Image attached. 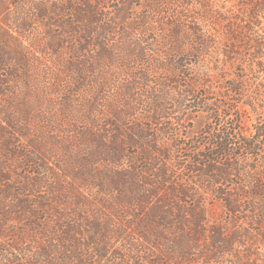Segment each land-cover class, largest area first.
Masks as SVG:
<instances>
[{
	"label": "trees",
	"instance_id": "obj_1",
	"mask_svg": "<svg viewBox=\"0 0 264 264\" xmlns=\"http://www.w3.org/2000/svg\"><path fill=\"white\" fill-rule=\"evenodd\" d=\"M109 1L15 0L12 8L0 4V137L8 156L18 163L13 169L22 175V180L14 179L15 170H9L5 161L0 163V264H93L91 260L127 264L132 257L139 261L137 264H210L221 256H231L244 235L239 231L228 234L221 225L207 224L208 212L218 201L234 223L249 218L251 223L264 225V73L256 82L248 83L254 81L249 78L253 72H264V0L166 1L180 9L189 2L199 3L200 17L214 19L216 32L205 30L199 23L185 28L178 23L167 24L168 39L159 49L167 45V61L162 68L171 72V78L182 80L190 66L199 65L202 59L214 63L215 58L223 57L224 61L216 63L237 71L223 86L231 125L243 123L247 114L253 116L249 131H235L245 140L232 142L233 127L210 134L208 148L192 159L188 168L199 179L200 191L193 196L191 190L169 183L165 161L170 151L160 148L150 134L151 123L163 113L159 106L162 99L149 96V102L143 103L151 106L146 110L151 116L143 113L131 121L143 101L134 98V85H124L109 100L104 91L110 80L109 69L123 63L125 67L129 58L147 62L149 51H154L145 47L148 39L142 36L150 30V14L155 13L158 1L146 0V10L132 23L125 19L134 0L116 6L114 13L122 20L117 24L118 45L110 43L109 34L115 26L103 14ZM7 21L10 27L4 28ZM156 23L164 25L160 20ZM35 26L41 27L39 33L34 32ZM218 43L221 48L217 52ZM91 47L96 48L92 56L88 53ZM123 49L130 51L131 57L125 58ZM57 67L59 76L73 75L72 85L62 87L66 95L58 103L59 113L79 116L83 128L77 135L89 148L73 172L74 180L58 177L57 171L67 176L69 170L60 167L56 171L48 163V135L40 138L30 134L35 124L44 128L49 124L48 114L40 117L42 111L34 110L39 108L33 103L43 100L48 104L55 94L60 80L50 71ZM30 68L41 70L49 82L40 96L31 84L40 81L30 75ZM134 78L144 83L146 74ZM185 78L191 85L199 81L196 76ZM25 80L26 91H33L35 100L20 99L18 91L12 89L13 83L23 84ZM91 87L95 93L78 102L66 97L67 92L83 93ZM203 95L194 94L196 108L212 113L210 104L201 101ZM76 120L74 124L79 127ZM21 138L27 142L22 153L15 148ZM130 148L138 150L136 155L128 154ZM8 156L4 157L6 162L11 160ZM241 157L249 161L243 168L234 162ZM101 164L106 166L103 177L99 176ZM44 172L55 178L51 198L34 195L43 184ZM106 176L109 184L99 182ZM77 182H82L79 187H75ZM107 187L112 188L114 203L105 202L101 204L103 210L94 211V196L88 188H94L101 197ZM204 188H214L215 196L205 200L201 195ZM178 193L193 198L186 208L181 206ZM8 199H13L10 206L5 203ZM122 204L133 206L135 212L122 214L118 208ZM241 214L246 218H238ZM116 241L119 245L112 253ZM142 246L148 250L146 257L139 254ZM108 256L115 260H107Z\"/></svg>",
	"mask_w": 264,
	"mask_h": 264
},
{
	"label": "rangeland",
	"instance_id": "obj_2",
	"mask_svg": "<svg viewBox=\"0 0 264 264\" xmlns=\"http://www.w3.org/2000/svg\"><path fill=\"white\" fill-rule=\"evenodd\" d=\"M13 1L15 0H0V4H5L9 8H12L13 5H16L13 4ZM24 1L27 3L31 0ZM157 1L158 3H156L157 9L155 13L152 15L150 14L152 20L148 27L150 30H148L145 36H142L143 40H146V38L148 39L145 47L154 51H149L146 59L147 62H137L134 60V58H129L125 67L123 66V63L122 65L116 64L113 68L109 69L108 72L110 74V80L105 86L104 91L107 95L106 99L109 100L110 96H113V94L119 92V90L124 85H134V98L141 97L143 101H141L142 104L137 106L133 116L130 117L131 121L136 120V118H139L143 113H146L147 116H151V114L146 112V110L150 111L151 106L148 107L143 103L145 101L149 102V96L152 95L162 99L160 101L161 105L159 106H161L160 112L163 113L158 116V120L151 123L150 134H152L153 138H156L160 148L170 151L169 159L165 161L169 170V183L173 187L175 186V188L184 187L191 190V196H193L197 195L200 191L199 179L197 174L193 173L188 168L191 160L197 158L199 153H203L204 150L208 148L207 142L210 138V134L216 133L213 131L217 129H226L230 127L234 128V131L232 132L233 134H235L236 130L237 132L249 131L253 116L247 114L243 123L231 125V116H228V110H226V107H224L228 101L226 99L227 93L224 91L223 86L228 80H230V76H232L233 73H236L237 71L233 66L227 65L225 62H223L224 65L226 64L225 67L216 63L217 60L224 61L223 57L215 58L214 63H211L210 60L206 61L202 59L199 65L190 66L191 70L186 73L182 80L171 78L173 77L171 76V72L165 70V68H162L163 64H165L167 61L165 56V53L167 52V45H164L161 50L159 49L167 38V24L178 23L182 27L184 26L183 28H185L187 25L191 26L192 24L199 23L205 30L207 28L211 32L216 31L213 29L214 26L212 23L214 22V19L200 17L201 13L198 9L200 8L199 3L195 1L189 2L188 5H185L180 9L174 7L171 5V3L167 5V0ZM121 2H124V0H110L107 4L108 8L106 9V13L105 10H103V14H105L107 17L108 22L115 26V29H112L109 34L111 39L110 43L114 45H118L120 42V29L117 24L122 22L119 16L114 13V9ZM146 2V0L143 2L134 0L132 2V6H128L129 10L125 20L129 23L137 22L141 13L146 10L145 6H148V3ZM231 2L232 1H229L226 5L229 6ZM221 6H225V4ZM159 20L162 21L164 24L163 26H159L156 23L159 22ZM4 24V28L10 27V22L7 21ZM34 29V32L37 33L41 31L40 26H35ZM2 40L4 41L3 38ZM166 44L168 43L166 42ZM220 48L221 43H218L215 50L218 52ZM124 50L125 49L122 50V55H124L125 58L129 56L131 57V52H127V50H125L124 53ZM88 53L90 56L96 54V48H89ZM217 68H219L220 71H218ZM30 70V75H32L33 78L35 76L36 79L40 81L36 82L34 80L33 83H31L35 89L37 88L38 96H40L49 82L47 77L41 74L43 73L41 70L38 71L35 69L38 72L33 71L31 68ZM50 72H54L53 75L57 76V78L60 80L58 86L59 88L56 89L57 91L54 92L55 94L52 93L48 104H45V101L43 100L38 103L34 102L35 104L33 103L34 107L37 105L39 108L36 109L35 107L33 108L34 110L42 111L39 114L40 117L43 113H47L50 117V121L48 120L49 124L46 128L42 127V124H35V128L32 131L30 130V134L40 138H46V134L48 135L45 145V152L49 158L48 163H50L56 169V171L57 168L60 167L67 168L69 170L68 173L70 175L67 176H64L62 171H57L59 173L58 177L73 178V172H75L77 166L81 165L82 153L86 154L88 148L87 145L79 140L77 135V131H80L81 128H83V124L80 123L81 120L79 116L76 115L75 118L74 116L67 114V112L65 115L60 114L58 109V103H61L62 100H64V96L66 95V91H64V88L62 87L66 86V88H68L72 85L73 75L62 74L63 76H59V67L55 69L52 68V71ZM142 73L146 74L144 83L134 78L135 75L137 76L138 74ZM263 73L264 72L259 73L258 71L253 72L249 78L253 79L254 81H249L248 83L256 82L258 78L263 77ZM186 76L187 78L196 76L199 81L197 84L195 82L191 85L190 82L185 80ZM24 82L25 83L23 84H20V82L13 83L12 89L16 90V92L18 91L20 99L24 97V100L26 101L35 100L37 95L32 93L33 91L30 92L28 89L26 91V84H28V81L25 80ZM203 87H205V89H202ZM93 91L94 88L91 87L86 88V92L84 91L83 93H77L74 91L70 93L67 92L66 97L78 102L79 100H82L84 96L88 97L92 95ZM197 92L204 94L201 98V101L208 102V104H210V108L214 109L212 110V113H206L201 109L196 108V103H194V94L196 95ZM258 116L262 119V117H260L261 115ZM74 119H77L76 121L79 127L75 126L73 121ZM9 132L12 133L11 130H9ZM232 138L233 143L236 142L238 138H243L245 140V136L241 133L239 135L235 134V136H232ZM4 142L5 141H2L0 137V163L5 161L7 167L10 170L14 168V165H18V163L13 161L11 156H8L7 151L4 149V146H2V143L4 144ZM15 144H18L15 146V148H17L21 153L22 150L27 149V142L24 138H21L20 142ZM137 151L138 150L136 149L130 148L128 149V154L136 155ZM6 156H8L9 160L11 159L9 162H6V159L4 158ZM234 162L240 164L241 167L247 166V164H249V161L242 157L235 160ZM25 169L29 170L26 167ZM99 170L101 171L99 176L103 177L104 173L106 172V166L101 164ZM14 172L16 174H20V171L15 170ZM16 174H14L13 178L22 180V175L20 174V177H17ZM41 178L43 184H41L35 190L34 195H36L35 197L45 196L47 198H51L52 193L50 192V188L53 186L55 178L52 174H50V172L42 173ZM100 181H102L104 184H109L110 178L106 176L102 179H99V182ZM79 183L82 182H77L75 187H79ZM92 183L95 184V181H92ZM87 192L94 196V203L96 205L94 207V211L103 210V205L101 204L105 205V202L114 203L115 201V196L111 187H107L105 194H103L101 197H98L95 194L96 190L94 188H88ZM214 192V188H204L201 195L205 197V200H208L212 197V195L215 196ZM178 195H181L179 197L181 199L180 201L182 202L181 206L185 208L188 206L190 200L193 199L192 197H187L182 193H178ZM12 202L13 199H8L5 203L10 206ZM220 207L221 205L218 201L215 207L208 212L207 224L221 225V227L225 228L228 234H234L235 232L239 231L241 234L244 233V235L241 237L240 242L234 246L231 256H221L215 263L211 262L210 264H264V225L262 226V224L257 225L255 223H251L249 218L246 220L240 219L234 223L230 218V214L225 210H221ZM118 208L122 214H133V212H135V208L133 206H129L128 204H122ZM244 216L245 214H241L238 218H246ZM207 238L208 233L205 235V239ZM118 245L119 242L116 241L114 243V249L111 251L112 253L118 248ZM24 247L25 246H22L21 248ZM138 251L143 257H146L148 254V250L147 248H144V246L139 247ZM107 260L113 262L115 259L108 256ZM91 262L93 264H105L103 261L98 260L95 263L94 260H91ZM137 262L139 261L132 257L128 260L127 264H137Z\"/></svg>",
	"mask_w": 264,
	"mask_h": 264
}]
</instances>
